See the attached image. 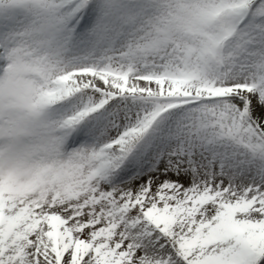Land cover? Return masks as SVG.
I'll return each instance as SVG.
<instances>
[{"label": "snow or ice", "instance_id": "snow-or-ice-1", "mask_svg": "<svg viewBox=\"0 0 264 264\" xmlns=\"http://www.w3.org/2000/svg\"><path fill=\"white\" fill-rule=\"evenodd\" d=\"M0 264H264V0H0Z\"/></svg>", "mask_w": 264, "mask_h": 264}]
</instances>
